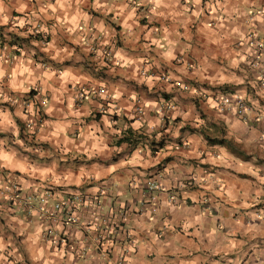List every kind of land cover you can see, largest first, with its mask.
<instances>
[{"label": "crops", "instance_id": "crops-1", "mask_svg": "<svg viewBox=\"0 0 264 264\" xmlns=\"http://www.w3.org/2000/svg\"><path fill=\"white\" fill-rule=\"evenodd\" d=\"M261 8L264 0H0V39L41 36L18 53L0 46V91L15 99L0 100V171L36 201L45 187L92 195L103 182L105 207L116 199L130 211L126 264H264V87L245 43L252 21L264 34ZM100 89L107 105L89 94ZM220 92L245 100L247 121L216 110ZM36 113L43 122L31 135ZM150 179L162 191L149 193ZM141 199L154 211L137 215ZM44 225L0 201V264H104L54 250L40 239Z\"/></svg>", "mask_w": 264, "mask_h": 264}, {"label": "built area", "instance_id": "built-area-1", "mask_svg": "<svg viewBox=\"0 0 264 264\" xmlns=\"http://www.w3.org/2000/svg\"><path fill=\"white\" fill-rule=\"evenodd\" d=\"M121 2H127L131 5H135L138 0H118ZM256 14H262L264 16V8L257 11ZM254 14L250 16L252 20ZM40 31L34 29L30 36H11L9 42L4 39H0V46L2 49H12L15 53L20 52L21 46L27 44L28 40L31 38L41 37L39 35ZM44 42V38H41ZM245 43L250 50L249 61L247 62L248 70L254 71L256 74V81L261 82V86L264 87V34L255 26L252 21L250 26V31L246 36ZM92 51H100L105 60H111L113 57L112 50L107 46H101L94 42ZM9 62L13 59L8 57ZM161 79L166 80V76L161 77ZM174 85L181 88L184 91H189L190 86L187 84H181L179 82H174ZM0 91V100L13 104L15 99L9 96H4ZM88 93V92H87ZM89 94L96 95L101 99L104 105L110 102V96L105 90H90ZM86 96L84 91L79 93V98L82 100ZM216 110L218 112L233 113L236 117L247 121L248 120V106L245 100L236 94L229 95L228 93L220 92L219 95L213 97ZM23 105L25 110L30 105V97L24 98ZM104 105L101 109L104 110ZM141 113L140 110H138ZM37 119L33 120L29 118L27 120L26 126L31 132V135L35 134L36 129L42 125V118L35 114ZM145 187L151 193H157L162 191V186L157 181V179H150L146 182ZM98 189L92 194L88 195L80 190H75L72 188L67 189L66 195L60 196V191L54 188L45 187L41 189V196L39 201H36L34 197L25 195L23 188L18 180V177L9 173L0 171V201L8 207L16 208L20 211L23 216L30 219L36 212L40 218L44 221L55 223L53 226H48L45 224L42 231V239L49 243L51 247L55 249H65L74 254V256L86 258L91 248L87 243H80L73 239L71 227H80L81 212H86L89 209V214L92 218L96 219L98 222L99 210L101 200L107 196V188L104 183H98ZM173 203L175 201L174 197L170 198ZM39 202V203H38ZM51 202L50 209L48 208V203ZM36 203H38L36 205ZM96 217V218H95ZM57 225V226H56ZM103 261L110 262L108 257L100 256ZM116 264H125L123 258H119Z\"/></svg>", "mask_w": 264, "mask_h": 264}, {"label": "rangeland", "instance_id": "rangeland-1", "mask_svg": "<svg viewBox=\"0 0 264 264\" xmlns=\"http://www.w3.org/2000/svg\"><path fill=\"white\" fill-rule=\"evenodd\" d=\"M254 80L257 84H259V86H261V82L256 81V76ZM144 191L145 189L142 190V193ZM38 203H36V205ZM51 204L52 203L49 202L47 205L49 209L51 207ZM146 206H149V208H146ZM152 208L153 205L150 202L146 201L145 199H141L137 203L135 212L137 213V215L140 216L145 214L147 209L151 210ZM152 210L154 211V209ZM88 212L89 209H87L85 213L84 212L80 213L81 214L80 227L74 226L71 227L70 229L71 232L74 233V235L78 233L79 239L76 241L82 242L84 244L87 243L88 246L91 248L90 253H96L99 255V257L101 255H103L105 258L108 257V259L110 260V264H116L119 258H123L126 264L127 256L130 253L129 246L132 242V232H131L132 230L126 228L128 223V218L130 216V211L127 208V206L123 202H117L115 199V201L113 202L110 201V205H107L105 207L104 199H102L100 204L98 222L96 219L92 218V216ZM35 214L38 215L35 212L33 216ZM40 219L43 220L42 218ZM44 222L48 226L55 225V223L47 222L46 220ZM157 235H158L157 237H159L158 233ZM40 239L42 242L50 246L49 243L45 242L42 239V232L40 233ZM113 247H120L119 253L114 257L111 256L113 252ZM53 249L59 250L55 248ZM102 262L104 264L107 263V261H103V260Z\"/></svg>", "mask_w": 264, "mask_h": 264}, {"label": "trees", "instance_id": "trees-1", "mask_svg": "<svg viewBox=\"0 0 264 264\" xmlns=\"http://www.w3.org/2000/svg\"><path fill=\"white\" fill-rule=\"evenodd\" d=\"M135 142H136V141H135ZM159 145H160V144H159ZM159 145H158V146H159ZM160 146H161V145H160Z\"/></svg>", "mask_w": 264, "mask_h": 264}]
</instances>
